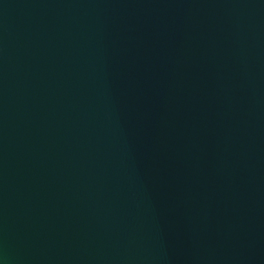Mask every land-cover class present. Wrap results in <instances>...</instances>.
<instances>
[{"label":"water","instance_id":"95a60500","mask_svg":"<svg viewBox=\"0 0 264 264\" xmlns=\"http://www.w3.org/2000/svg\"><path fill=\"white\" fill-rule=\"evenodd\" d=\"M0 264H264V0H0Z\"/></svg>","mask_w":264,"mask_h":264}]
</instances>
